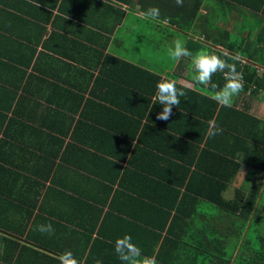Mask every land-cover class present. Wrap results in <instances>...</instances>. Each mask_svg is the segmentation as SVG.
<instances>
[{
  "label": "crops",
  "instance_id": "0c3cea01",
  "mask_svg": "<svg viewBox=\"0 0 264 264\" xmlns=\"http://www.w3.org/2000/svg\"><path fill=\"white\" fill-rule=\"evenodd\" d=\"M177 39L235 64L244 89L231 111L211 99L224 73L197 84L191 58L169 55ZM162 78L191 85L168 121L152 102ZM259 79L264 0H0V264H60L69 250L79 264H123L126 234L150 256L156 236L140 226L165 224L221 171L214 150L241 161L251 124L235 109L264 120ZM209 120L223 132L209 136ZM250 173L242 165L225 196Z\"/></svg>",
  "mask_w": 264,
  "mask_h": 264
},
{
  "label": "trees",
  "instance_id": "16d2710c",
  "mask_svg": "<svg viewBox=\"0 0 264 264\" xmlns=\"http://www.w3.org/2000/svg\"><path fill=\"white\" fill-rule=\"evenodd\" d=\"M254 83L256 93L264 88V79ZM217 108L218 114L232 110ZM235 113L251 124L237 136L244 144L241 161L235 152L214 150L221 171L204 172L200 188L191 187L194 193L184 195L168 211L165 224L140 226L142 232L156 236L144 250L158 264H264V120L244 110ZM242 165L251 173L228 198L225 193ZM189 200L194 203L187 207Z\"/></svg>",
  "mask_w": 264,
  "mask_h": 264
},
{
  "label": "clouds",
  "instance_id": "9594fccd",
  "mask_svg": "<svg viewBox=\"0 0 264 264\" xmlns=\"http://www.w3.org/2000/svg\"><path fill=\"white\" fill-rule=\"evenodd\" d=\"M177 6H183L184 0H174ZM151 19H158L160 17V9L158 7H151L145 14ZM173 47L169 48V55L177 62L183 57H190L191 63L196 75L194 80L197 84L207 87L214 74L217 72L224 73L225 84L222 88L215 91L211 99L216 101L221 107L231 108L233 106V98L238 96L244 89L243 78L236 70L235 64H229L220 55L212 54L207 51H198L195 55L185 46V42L177 39L173 42ZM227 56V53H224ZM213 89L218 86L211 84ZM184 87L190 88L191 85H182L180 89L177 88V81L162 78L156 85V94L152 98L153 105L160 104L163 106L162 111L156 114V120L168 121L173 113V106L179 107L181 97H185L186 93ZM223 129L220 128L215 120L208 121V135L216 136L221 134ZM38 230L49 235L54 234V228L51 224L40 225ZM115 252L123 264H158L154 256H143L141 248L135 244L131 235H124L117 238L115 241ZM60 264H79L77 258L73 253L65 251L58 257ZM96 264H102L97 260Z\"/></svg>",
  "mask_w": 264,
  "mask_h": 264
},
{
  "label": "rangeland",
  "instance_id": "374dc122",
  "mask_svg": "<svg viewBox=\"0 0 264 264\" xmlns=\"http://www.w3.org/2000/svg\"><path fill=\"white\" fill-rule=\"evenodd\" d=\"M202 50H203V49H202ZM200 51H201V50H200ZM263 211H264V210H263ZM263 211H262V213H264Z\"/></svg>",
  "mask_w": 264,
  "mask_h": 264
}]
</instances>
